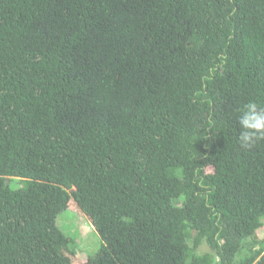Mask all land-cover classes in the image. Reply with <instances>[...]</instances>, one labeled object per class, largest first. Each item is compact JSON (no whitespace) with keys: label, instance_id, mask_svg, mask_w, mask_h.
<instances>
[{"label":"trees","instance_id":"obj_1","mask_svg":"<svg viewBox=\"0 0 264 264\" xmlns=\"http://www.w3.org/2000/svg\"><path fill=\"white\" fill-rule=\"evenodd\" d=\"M249 102L264 0H0V264H74L71 200L78 264H264Z\"/></svg>","mask_w":264,"mask_h":264},{"label":"rangeland","instance_id":"obj_2","mask_svg":"<svg viewBox=\"0 0 264 264\" xmlns=\"http://www.w3.org/2000/svg\"><path fill=\"white\" fill-rule=\"evenodd\" d=\"M10 181V180H9ZM19 184L12 182L10 186L15 187ZM71 200L68 207L58 212L56 215V225L69 236L72 240L69 248L76 254L74 264L85 260L86 256L93 253L100 245V238L87 216H85ZM256 237L264 242V220L263 226L257 231ZM202 246L200 250H205ZM84 259V260H83Z\"/></svg>","mask_w":264,"mask_h":264},{"label":"clouds","instance_id":"obj_3","mask_svg":"<svg viewBox=\"0 0 264 264\" xmlns=\"http://www.w3.org/2000/svg\"><path fill=\"white\" fill-rule=\"evenodd\" d=\"M239 142L242 147H251L264 140V109L255 102H249L239 118Z\"/></svg>","mask_w":264,"mask_h":264}]
</instances>
